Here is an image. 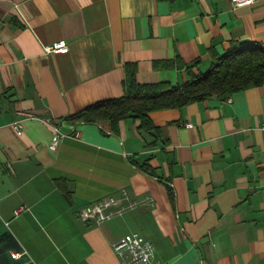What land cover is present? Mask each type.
<instances>
[{
    "label": "crops",
    "instance_id": "1",
    "mask_svg": "<svg viewBox=\"0 0 264 264\" xmlns=\"http://www.w3.org/2000/svg\"><path fill=\"white\" fill-rule=\"evenodd\" d=\"M245 42L264 46V0H0V264H126L130 232L155 264H264V84L154 110L157 133L67 120L124 95L129 67L181 84L177 58L198 73ZM55 125L72 135L52 150ZM110 195L122 215L79 218Z\"/></svg>",
    "mask_w": 264,
    "mask_h": 264
},
{
    "label": "trees",
    "instance_id": "2",
    "mask_svg": "<svg viewBox=\"0 0 264 264\" xmlns=\"http://www.w3.org/2000/svg\"><path fill=\"white\" fill-rule=\"evenodd\" d=\"M180 68L186 67L187 79L181 84L170 82H139L135 66L129 67L125 93L117 98L97 101L67 117L72 122L98 124L107 134H118L120 122L126 118L138 119L139 129L157 133L150 113L158 109L182 108L211 96H226L251 86L264 84V46L245 42L216 58L205 71L194 72L193 65L177 58ZM154 175L148 164H140ZM170 199L175 201L174 189L168 185Z\"/></svg>",
    "mask_w": 264,
    "mask_h": 264
},
{
    "label": "built area",
    "instance_id": "3",
    "mask_svg": "<svg viewBox=\"0 0 264 264\" xmlns=\"http://www.w3.org/2000/svg\"><path fill=\"white\" fill-rule=\"evenodd\" d=\"M257 0H232L235 6H245L255 3ZM46 53L69 51V46L65 41H58L51 45L44 46ZM189 126L192 124H188ZM14 127L19 134L22 128L19 122L14 123ZM72 135L64 132L58 125L54 126V134L50 143V148L55 150L60 139L64 136ZM78 136V134H75ZM125 195L126 192H123ZM110 195L96 200L85 206L79 212V218L85 222L102 224L111 220L115 216L122 215L124 212L123 196ZM24 206L15 210V214H19ZM115 252L125 259L126 264H155L156 246L153 241L141 234L140 232H130L122 236L113 244ZM21 252H13L14 257L20 256Z\"/></svg>",
    "mask_w": 264,
    "mask_h": 264
}]
</instances>
